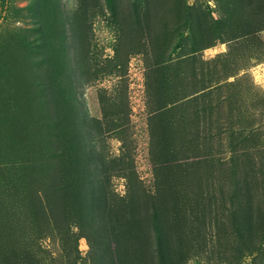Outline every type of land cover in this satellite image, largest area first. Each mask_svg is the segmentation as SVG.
Returning a JSON list of instances; mask_svg holds the SVG:
<instances>
[{
    "label": "rangeland",
    "instance_id": "374dc122",
    "mask_svg": "<svg viewBox=\"0 0 264 264\" xmlns=\"http://www.w3.org/2000/svg\"><path fill=\"white\" fill-rule=\"evenodd\" d=\"M0 264H264V0H0Z\"/></svg>",
    "mask_w": 264,
    "mask_h": 264
}]
</instances>
